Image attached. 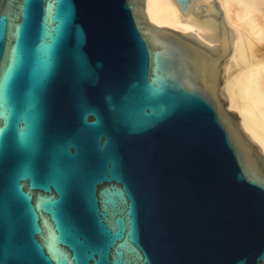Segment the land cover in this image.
<instances>
[{
  "label": "water",
  "instance_id": "95a60500",
  "mask_svg": "<svg viewBox=\"0 0 264 264\" xmlns=\"http://www.w3.org/2000/svg\"><path fill=\"white\" fill-rule=\"evenodd\" d=\"M147 0H0V264H264V152L227 109L236 28Z\"/></svg>",
  "mask_w": 264,
  "mask_h": 264
},
{
  "label": "bare ground",
  "instance_id": "6f19581e",
  "mask_svg": "<svg viewBox=\"0 0 264 264\" xmlns=\"http://www.w3.org/2000/svg\"><path fill=\"white\" fill-rule=\"evenodd\" d=\"M223 17L236 28L232 62L234 74L226 78V105L241 119L243 131L264 152V0H218ZM148 20L165 27H187L206 42L200 22L183 16L175 0H147ZM263 50V49H262Z\"/></svg>",
  "mask_w": 264,
  "mask_h": 264
},
{
  "label": "rangeland",
  "instance_id": "374dc122",
  "mask_svg": "<svg viewBox=\"0 0 264 264\" xmlns=\"http://www.w3.org/2000/svg\"><path fill=\"white\" fill-rule=\"evenodd\" d=\"M262 19V22L264 23V17L260 18ZM263 49V50H262ZM261 52H259L260 56L263 58L264 57V43H262V46H261ZM227 109H229V107H227Z\"/></svg>",
  "mask_w": 264,
  "mask_h": 264
}]
</instances>
